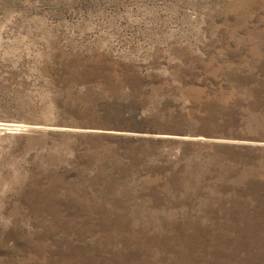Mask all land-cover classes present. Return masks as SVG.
<instances>
[{
    "label": "rangeland",
    "instance_id": "obj_1",
    "mask_svg": "<svg viewBox=\"0 0 264 264\" xmlns=\"http://www.w3.org/2000/svg\"><path fill=\"white\" fill-rule=\"evenodd\" d=\"M0 264H264V0H0Z\"/></svg>",
    "mask_w": 264,
    "mask_h": 264
}]
</instances>
